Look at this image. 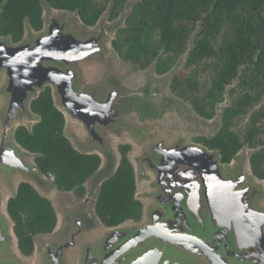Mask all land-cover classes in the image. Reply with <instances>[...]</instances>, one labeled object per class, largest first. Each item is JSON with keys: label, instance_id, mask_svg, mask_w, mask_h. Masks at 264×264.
Instances as JSON below:
<instances>
[{"label": "water", "instance_id": "water-1", "mask_svg": "<svg viewBox=\"0 0 264 264\" xmlns=\"http://www.w3.org/2000/svg\"><path fill=\"white\" fill-rule=\"evenodd\" d=\"M139 1L131 0L110 25L105 14L97 30L86 37L74 29L77 13L57 17L48 4L45 32L18 44L0 37V73L6 75L1 91L6 104L0 110V172L8 186L21 175L38 190L49 188V178L28 161L33 155L15 140L16 125L33 122L30 104L47 87L66 120L84 127L87 142L81 144L74 137V148L84 154L98 151L110 169L117 161L109 138L121 139L127 133L142 140L146 132L142 126L161 121L168 112L180 111L188 121L183 108H172L175 100H159V86L150 81L130 88L125 76L111 69L100 83L82 82L78 65L92 58L107 60L109 36L124 27ZM136 162L141 180L150 179L147 171L155 176L153 192L145 196L153 201L146 223L107 228L97 241L85 242L101 224L97 215L86 209L65 210L58 232L37 248L42 264H264V185L251 178L250 166L225 165L220 152L182 140L172 146L164 140L154 142ZM3 206L0 197V264H23L16 257L17 238Z\"/></svg>", "mask_w": 264, "mask_h": 264}, {"label": "trees", "instance_id": "trees-1", "mask_svg": "<svg viewBox=\"0 0 264 264\" xmlns=\"http://www.w3.org/2000/svg\"><path fill=\"white\" fill-rule=\"evenodd\" d=\"M129 1L0 0V37L18 44L25 38L27 25L42 32L43 3L77 13L81 23L92 28L107 13L110 22L117 21ZM111 47L121 61L142 71L154 66L158 76L168 74L185 57L170 84L174 95L206 120H213L218 106L228 99L219 131L201 137L200 144L220 152L225 165L248 147L251 171L264 181V0H140ZM30 109L39 120L31 129L19 126L16 142L34 156L36 167L53 180L58 192L83 200L88 181L102 167V158L74 148L65 135L67 120L50 87L31 102ZM244 119L248 123L239 130L238 123ZM131 149L130 145L119 147V165L101 184L96 199L95 214L108 229L144 219ZM7 212L24 257L34 255L37 236L58 227L54 205L28 182L18 185Z\"/></svg>", "mask_w": 264, "mask_h": 264}, {"label": "rangeland", "instance_id": "rangeland-1", "mask_svg": "<svg viewBox=\"0 0 264 264\" xmlns=\"http://www.w3.org/2000/svg\"><path fill=\"white\" fill-rule=\"evenodd\" d=\"M131 2V0L129 1ZM44 4V18L46 22V16L47 11L50 8L46 3ZM55 15L57 17L64 16H74V13L71 12H65V11H58L53 10ZM126 12V9L123 13ZM122 13V14H123ZM121 14V15H122ZM121 17V16H120ZM76 22L74 24V29L79 32V35L81 37H86L87 35L95 32L99 26L92 27V28H86L83 27L82 23L76 17ZM120 19V18H119ZM118 19V20H119ZM102 20V19H101ZM100 20V21H101ZM117 20V21H118ZM100 23V22H99ZM107 25L112 24L113 22H110L108 20V16L106 19ZM46 30V24L42 32L37 33L30 29V27L26 26V35L25 39L29 37H36L45 32ZM115 35H110L107 40V60L101 61L98 58H92L88 61H85L78 65V70L81 73L82 82L85 85H94L97 83H100L104 76L107 74V72L111 69H113L117 75L119 76H125L126 78V85L130 88H139L143 86L147 82H151L158 87V91L160 92L159 100L163 98H171L176 101V104L172 105V108H177L178 106L180 108L184 109V115L188 119V121H185L182 118V114L180 111L177 112H168L165 114V116L161 119V121L153 124V125H143L144 129L146 130L145 135L142 137L143 139L137 140L131 135L125 133L121 139L109 138V144L110 148L113 151V153L116 156V168L119 165L120 162V153H119V147L121 145H130L132 147L131 152L129 154V158L131 162L134 165L135 172H136V178H137V199H139L142 204L144 205V219L140 223L136 222H126L120 228H131L135 226H141L146 223V213L149 208L153 206V201L145 198L147 194H150L153 192L151 185L155 181V176L152 172L147 171V174L149 176V180H141L139 178V168L136 160L138 158L144 157L147 152V148L153 144L154 142L164 140V142L172 146L177 141L182 140L184 144H198L201 145L199 142V139L201 137H212L214 136L220 129L221 126V115L223 109L228 104V99L221 105L218 106L216 116L213 120H206L201 117H199L193 110V108L190 106L189 103L184 101L183 99H180L176 95H174L170 90V84L173 79V76L178 73L185 63V57H182L176 64V66L166 75L164 76H158L155 73L154 67H150L149 69L142 71L139 70L137 67L132 65L131 63L123 62L119 59L117 54L114 52V50L111 47V41L113 40ZM102 62H109L107 64H104ZM169 77H172L171 81L169 80ZM6 82V75L5 73H0V110L5 107L6 104V98L1 96V91L5 85ZM55 102L57 105V98H55ZM178 104V105H177ZM31 117L33 118V122L29 123L27 121H23L16 125V128L19 126H25L28 129H31L32 126L37 123L38 117L31 113ZM129 121L133 122L131 118H129ZM134 123V122H133ZM248 123V119L241 120L238 123V129H243L246 124ZM65 134L69 138L71 142H73V138L75 137L76 140H78L79 143L85 144L87 142V134L84 130V127L81 123L76 121H71L70 119L67 120L66 128H65ZM112 144H111V143ZM95 154H98L103 161L101 170L99 173L91 178L86 187H87V195L84 200H78L76 199L71 193H60L57 191V189L53 185L52 179H47L49 182V188L47 191L38 190L37 191L43 196L48 198L52 204L54 205L58 217H59V223L57 227V231L60 229L63 221V212L65 210L71 209V208H79L83 210L89 211L92 215L95 216V203L98 196L99 188L101 183L108 179L116 170L110 169L108 166L107 159L100 154L98 151L93 152ZM252 150L248 147H245L235 158V160L230 165H235L236 162H240L241 164H245L250 166V156H251ZM28 161L34 164V157L29 156ZM225 167V166H224ZM250 171V169H249ZM251 178L258 181L260 184L264 185V181H260L256 179L253 176V173L250 171ZM26 181L25 178L21 175H16L14 180L13 187L8 186L2 173L0 172V197L4 201L3 206V213L9 219V222L11 224V227L13 228V223L8 215L6 204L9 201L10 198H12L16 194V189L19 185V183ZM264 207V203L262 204ZM98 229L93 234L87 235L85 238V242H95L99 238H101L105 232L108 231L106 227H104L102 224H98ZM53 235H40L37 236L35 239L36 243V253L32 255L31 257H24L20 254L18 249L16 250V257L17 259L23 263V264H42V261L37 253V248L42 241H50L53 237ZM16 247V245H15ZM78 255V252L74 251L72 252L71 256L75 260Z\"/></svg>", "mask_w": 264, "mask_h": 264}, {"label": "flooded vegetation", "instance_id": "flooded-vegetation-1", "mask_svg": "<svg viewBox=\"0 0 264 264\" xmlns=\"http://www.w3.org/2000/svg\"><path fill=\"white\" fill-rule=\"evenodd\" d=\"M19 184H20V183H19ZM56 231H57V230H55L53 233H50V234H48V235H54V234L56 233ZM35 246H36V243H35ZM36 247H37V246H36ZM18 251H19V248H18ZM19 252H20V251H19ZM35 253H36V250H35ZM35 253H34V254H35ZM20 254H21V253H20ZM21 255H22V254H21ZM22 256H23V255H22Z\"/></svg>", "mask_w": 264, "mask_h": 264}]
</instances>
